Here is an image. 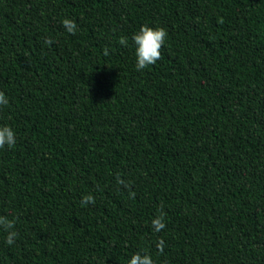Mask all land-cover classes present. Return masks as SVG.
<instances>
[{
  "label": "trees",
  "instance_id": "16d2710c",
  "mask_svg": "<svg viewBox=\"0 0 264 264\" xmlns=\"http://www.w3.org/2000/svg\"><path fill=\"white\" fill-rule=\"evenodd\" d=\"M0 91V264H264V0H0Z\"/></svg>",
  "mask_w": 264,
  "mask_h": 264
},
{
  "label": "clouds",
  "instance_id": "9594fccd",
  "mask_svg": "<svg viewBox=\"0 0 264 264\" xmlns=\"http://www.w3.org/2000/svg\"><path fill=\"white\" fill-rule=\"evenodd\" d=\"M219 23H223V20H219ZM63 27L69 34L75 35L77 31V24L74 20L64 19L62 21ZM168 36L167 31L163 27L153 29L147 25L142 26L141 29L133 35L132 40L136 45V70L142 71L151 65H155L159 60L162 59V48L164 46L165 40ZM46 44L51 46L53 41L49 38ZM119 43L127 47V39L121 37ZM8 104V99L4 92L0 91V106H5ZM16 144V133L15 131L7 125L0 126V149H4L6 146L11 149ZM117 183L124 185L125 182L117 178ZM126 186V185H125ZM134 198L135 193H130ZM82 203L87 206L89 203L95 204V199L92 195L84 196ZM165 215L161 212L152 221V227L155 232H160L166 227ZM0 228H2L6 233V242L11 246L15 239L17 238V232L13 229L15 228V221L9 220L6 217L0 216ZM157 248L163 253V240L157 244ZM128 264H154L152 257L147 254H140L139 252L133 254L128 260Z\"/></svg>",
  "mask_w": 264,
  "mask_h": 264
}]
</instances>
